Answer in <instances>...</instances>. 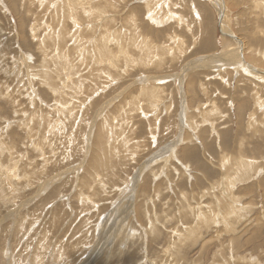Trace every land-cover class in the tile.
<instances>
[{"label":"rangeland","instance_id":"obj_1","mask_svg":"<svg viewBox=\"0 0 264 264\" xmlns=\"http://www.w3.org/2000/svg\"><path fill=\"white\" fill-rule=\"evenodd\" d=\"M210 2L0 0V264H264V0Z\"/></svg>","mask_w":264,"mask_h":264},{"label":"bare ground","instance_id":"obj_2","mask_svg":"<svg viewBox=\"0 0 264 264\" xmlns=\"http://www.w3.org/2000/svg\"><path fill=\"white\" fill-rule=\"evenodd\" d=\"M144 1V3H146L147 2V0H143ZM254 1H256V0H253V2ZM258 1V0H257ZM80 2H81V0H80ZM77 3V2H76ZM211 4H212V6L215 8V10H216V12H217V15L219 16V18H221V22H222V19H224L223 18V14H224V12H225V7H224V3L222 2V0H211V2H210ZM261 3V2H260ZM91 4V3H90ZM258 4V3H257ZM262 8V7H261ZM136 8H134V10H135ZM132 17V16H131ZM129 18V17H128ZM137 19V18H136ZM220 21V20H219ZM224 23H222V27H221V29H222V32L223 33H225V31H224ZM90 29V28H89ZM228 33V32H227ZM226 34V33H225ZM229 34V33H228ZM231 37H233V36H231ZM234 38V37H233ZM102 39L103 38H101V37H99V39L98 40H96V41H94V45L96 46V45H98L99 47V51L101 52V54L102 53H105V51H107V49H105V44H100L99 45V43H101V41H102ZM236 39V41H238V42H240L239 40H237V38H235ZM243 42V41H242ZM240 44H241V42H240ZM101 46H103V49H102V47ZM240 47H237L236 48V50H237V52L239 51V53L237 54L238 55V57H239V55H240V57H239V59L241 60V62L245 65V67L244 66H242V64L239 62H237L239 59H238V57L235 55L236 53H234V55H231V54H229V51H227V54H220V55H218V56H216V57H212V58H210V57H205V58H201V59H199L198 58V61H197V66H200V67H206L207 66V68H208V65L210 64L211 65V63L213 64V63H215V62H217L218 64H217V67H221V58H226V59H223L224 60V62H228V63H223L224 65H233L234 66V68L236 69H238V68H240L241 70L242 69H244V70H246L245 72L249 75H253L254 77H256V78H258L259 77V73H257L256 71H254V69L251 67V66H249V64L247 63V62H245L244 61V59H243V56H242V53H241V45H239ZM140 48V47H139ZM141 48H143V47H141ZM102 50V51H101ZM233 51V50H232ZM221 55H226V56H224V57H222ZM210 56V55H209ZM69 58V57H68ZM196 61V60H195ZM232 61V62H231ZM193 62V61H192ZM229 62H231V63H229ZM233 63V64H232ZM250 63V62H249ZM241 64V65H240ZM193 65V64H192ZM238 67H237V66ZM196 66V65H195ZM211 67V66H210ZM243 67V68H242ZM189 68V67H188ZM216 68V67H215ZM244 72V71H243ZM255 73L256 74H258V75H255ZM263 76H264V74L263 73H261ZM252 77V76H251ZM140 84V83H139ZM138 87V86H137ZM239 91V90H238ZM142 92H143V90H142ZM261 225V224H260ZM248 238V237H247ZM93 252V251H92Z\"/></svg>","mask_w":264,"mask_h":264}]
</instances>
